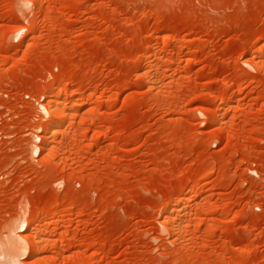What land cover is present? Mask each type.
<instances>
[{
    "label": "rangeland",
    "instance_id": "rangeland-1",
    "mask_svg": "<svg viewBox=\"0 0 264 264\" xmlns=\"http://www.w3.org/2000/svg\"><path fill=\"white\" fill-rule=\"evenodd\" d=\"M42 2L0 0L19 264H264V0Z\"/></svg>",
    "mask_w": 264,
    "mask_h": 264
},
{
    "label": "bare ground",
    "instance_id": "bare-ground-1",
    "mask_svg": "<svg viewBox=\"0 0 264 264\" xmlns=\"http://www.w3.org/2000/svg\"><path fill=\"white\" fill-rule=\"evenodd\" d=\"M43 0H35V3L37 2V4H35L36 5V7H37V5H38V7L40 6V4L41 3H43L42 2ZM42 5V4H41ZM41 7V6H40ZM38 9V8H37ZM23 31V30H22ZM20 33H21V30L20 31H18L17 32V34H16V38L17 37H19V35H20ZM62 89L61 90H59L62 94L65 92V86L63 85L62 87H61ZM58 91V92H59ZM72 92V91H71ZM74 92V91H73ZM72 92V93H73ZM66 93V92H65ZM65 93H64V95H65ZM72 93H70V95H65V97H66V100H65V102H67V101H69V99H71V97H72ZM64 101H60L59 99H57L54 103H55V107H54V115H53V118L54 119H57V118H60V123H59V125H58V127H56V129H54V130H52L50 133H51V135H55V134H57L58 132H60V131H62V129H63V127L67 124V122H68V117H69V115L68 114H64L63 112V106L65 105L64 103H65ZM64 107H66V106H64ZM195 196V194H193V195H187V199H188V197L189 198H191V197H194ZM54 216V215H53ZM51 217V218H55V216L54 217ZM21 221H26L27 222V220H21ZM22 223V222H21ZM26 224H28V223H26ZM14 226V225H13ZM22 226H23V224L20 226V227H18L17 229H20V228H22ZM12 227V226H11ZM35 229V228H34ZM26 230V229H25ZM24 230V231H25ZM23 231V230H22ZM33 231V229L31 228V229H29V232H32ZM18 232V231H17ZM19 232H21V231H19ZM15 233V232H14ZM10 234H11V232H10ZM9 234V236H7L6 237V239H3V240H0V264H19V262H21V261H19L18 259V256H20V255H13V252L12 251H15V250H24L25 249V246L23 247V244L25 243V245H30V240L29 239H27V238H23L22 236H19L18 235V237H22V238H20V240H18V239H15L16 238V236H15V238L14 237H12L11 235ZM24 242V243H23ZM38 242H39V239H38V241H36L34 244V249H33V251H32V257H34V256H36L38 253H39V248H38ZM23 243V244H22ZM70 243V244H69ZM69 243H67V245L69 244V246H70V248H74V247H77V245H75V243L74 242H69ZM22 244V245H21Z\"/></svg>",
    "mask_w": 264,
    "mask_h": 264
}]
</instances>
